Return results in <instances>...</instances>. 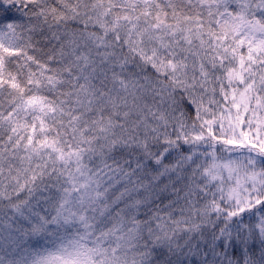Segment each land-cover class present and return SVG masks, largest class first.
I'll list each match as a JSON object with an SVG mask.
<instances>
[{
  "label": "snow or ice",
  "instance_id": "1",
  "mask_svg": "<svg viewBox=\"0 0 264 264\" xmlns=\"http://www.w3.org/2000/svg\"><path fill=\"white\" fill-rule=\"evenodd\" d=\"M0 264H264V0H0Z\"/></svg>",
  "mask_w": 264,
  "mask_h": 264
}]
</instances>
